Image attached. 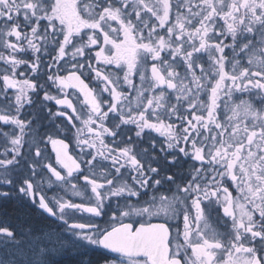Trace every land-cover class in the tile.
Instances as JSON below:
<instances>
[{
  "label": "snow or ice",
  "instance_id": "1",
  "mask_svg": "<svg viewBox=\"0 0 264 264\" xmlns=\"http://www.w3.org/2000/svg\"><path fill=\"white\" fill-rule=\"evenodd\" d=\"M69 255L264 264V0H0V264Z\"/></svg>",
  "mask_w": 264,
  "mask_h": 264
},
{
  "label": "trees",
  "instance_id": "2",
  "mask_svg": "<svg viewBox=\"0 0 264 264\" xmlns=\"http://www.w3.org/2000/svg\"><path fill=\"white\" fill-rule=\"evenodd\" d=\"M75 259L76 257H74L73 255H69L65 257V264H75Z\"/></svg>",
  "mask_w": 264,
  "mask_h": 264
},
{
  "label": "flooded vegetation",
  "instance_id": "3",
  "mask_svg": "<svg viewBox=\"0 0 264 264\" xmlns=\"http://www.w3.org/2000/svg\"><path fill=\"white\" fill-rule=\"evenodd\" d=\"M89 256L93 259V260H97L99 259L98 255L96 253H89Z\"/></svg>",
  "mask_w": 264,
  "mask_h": 264
}]
</instances>
